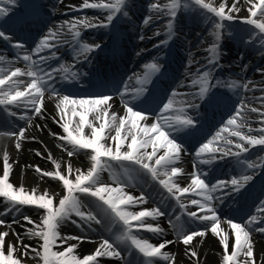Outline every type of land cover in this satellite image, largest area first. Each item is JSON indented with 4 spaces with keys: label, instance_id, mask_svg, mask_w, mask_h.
Wrapping results in <instances>:
<instances>
[{
    "label": "snow or ice",
    "instance_id": "6c2138e0",
    "mask_svg": "<svg viewBox=\"0 0 264 264\" xmlns=\"http://www.w3.org/2000/svg\"><path fill=\"white\" fill-rule=\"evenodd\" d=\"M246 2H249V0H246ZM3 3L14 7L17 5L18 0H3ZM238 4L239 0H233L230 7L223 0L219 6H214L212 0H208V2L206 0H170V2L163 5L154 2L150 5V8L169 17L167 34L170 38L173 31L174 18L182 7L187 10L198 6L200 10H205V14H213L219 18L218 21H214L215 28L222 30L224 28L223 21H230L236 18L230 13L239 11ZM127 5L128 0H91V2L90 0H83V9L105 11L107 12L105 19L98 24L91 22V20H97V17L65 21L63 25L58 26L56 29H49L40 39L32 53H24L22 56L25 62L24 69L17 67L5 74V69L0 67V105H15L16 107L23 105L26 108L30 106L35 115L43 117L45 93H49L50 99L58 97V100L55 101V109L59 118L53 117V120L60 125L66 135L60 136L56 133H51V135L59 140L66 141L67 145L71 146L70 148H65L68 157L78 154L80 150H91L89 154L91 164L86 171L80 168L74 169L69 162L67 163L66 173L62 172L61 163L54 159L52 163L56 171L43 172L39 167L36 168V171L41 173L42 176H48L62 182V187L66 192L62 197L58 192L45 190L43 193H39L37 189H33L29 193L23 185L19 188L15 187L9 179L12 165L9 163V154L5 151L2 159V175H0V198H4L5 207L3 211H0V216L15 213L13 223H19L16 216H21L23 221L33 226L27 228L26 233L29 237L36 238L42 242L40 244L42 251L37 249H32V251L35 252L36 257L42 260L43 264H100L98 258L101 257L119 259L122 264H155L154 258H160L168 261L169 264H174V257L170 253L162 251L167 245L173 243L172 241L166 240L157 246L150 243L148 239L133 233L135 228L137 232L143 229L156 235H162L164 232L163 228L159 225L146 224L143 218L150 216L151 219L155 220L165 215V213L159 208H154L150 211H130L127 207L130 204L147 203L145 196L134 197L126 194L118 182L116 187H110L101 181V173L110 171L112 168V165L107 161L128 162L127 164H121L125 173L134 172L137 175H142L146 178L150 177L151 180L157 181L163 189L167 190L170 196L175 198L181 209H187L188 207L181 200V196L186 193H192L200 197L199 200H190L192 205L197 206L199 213L192 211L186 214L194 223L203 225V227L198 226L195 230L188 233L185 232L182 223L172 225L178 232V240L184 245H190L194 238H203L208 232H211L212 235L219 237V243L223 247L224 264H257L251 235L253 232L264 233V199L260 200L256 209L261 215H251L241 223L231 219H223L218 214L216 201L219 200L222 203L223 200L221 197L214 196V193L221 192L229 197L242 195L241 190L254 180L255 170H264V158H258L257 161L242 156V154L248 153L252 147L260 146L264 150V127L253 129L248 122L247 114L241 113L238 107L235 110L236 115L231 116L227 120L226 124L212 140L203 143L195 152V156L198 158L199 164L203 165H210L217 160V153L220 154V159L227 156L234 157L236 163L240 166V175L231 178L229 181L220 180L210 185L206 180L208 173L199 170L194 164L193 172L188 174L190 184L187 187H181L174 179L183 172L181 168L175 165L180 161L181 153L184 151L182 144L184 137L173 135V133L187 131L188 135H193V130L196 126L195 120L187 115L183 105L188 103V107L193 109H199L200 107L196 103L177 101L175 97L177 95H190L193 98H199L201 101L207 98L209 105L213 103L214 97L208 95V82L214 66L218 64L220 31L214 33L217 42L206 49L209 55L206 58L207 64L204 70L202 71L200 67H197L195 73H186L190 78L187 87L195 88L199 86V91L177 93L173 90L166 103L162 105L157 103L156 97L148 91L147 85L152 83L153 76L162 72L163 66L153 61L144 66L146 71L143 76H136V83L140 87L129 89L127 84H125L124 91L120 92L125 112L119 118L115 112L110 114V109L112 108L109 103L112 100L111 95L101 93L88 98L71 97L62 93L52 83L56 81L55 73L57 72L62 73V80L68 81H78L79 77L83 75L82 73L72 71L65 65L51 69H44L40 66L41 62H47L51 58L59 59L53 49L61 42L65 26L68 32L72 34L74 40L72 45L75 52L74 60L79 63L80 58L83 57V60L87 61L89 55L98 50L101 45H90L80 41V28H107L118 14L129 15ZM226 8H228L227 11ZM11 11L12 8L0 6V21H3L5 16L10 14ZM248 11L252 18H245L244 22L254 26L260 33H264V0H258V2L252 0ZM258 14L261 18L259 21L253 19ZM151 18V16L146 18L144 23L147 24ZM10 22L24 24L27 21L24 17H17ZM155 35L158 36L160 33L157 32ZM0 39L11 41V37L2 28H0ZM140 39L143 40L144 37L141 36ZM261 39H264V37H261ZM166 42L161 41L160 44L162 45ZM156 46L159 47L160 45ZM13 47L20 49L23 45L15 43ZM45 51H48L49 55L40 56L39 61L33 59V55L39 56L40 53ZM194 63H198V61L190 59L188 66L191 67ZM72 67L74 68L75 64ZM24 76L28 77L29 80L21 81L19 79ZM129 79L132 78L130 77ZM216 83L218 85L221 84L220 81ZM21 84H26L24 90H20ZM184 86L182 83L181 87ZM227 86L230 88L240 87L235 81ZM243 87L247 89L248 85L245 84ZM129 92L132 93L134 100L140 101L139 104L132 105L125 99L126 94ZM142 97L143 99H141ZM260 99L264 102V97ZM177 104L181 106L174 107ZM4 110L9 115H15V113L8 112L7 107ZM249 110L253 113H259L264 118V111L255 107H251ZM69 112L71 118L79 117L75 127L72 126L71 118L67 121L64 120V117ZM169 112L173 114L164 115V113ZM150 113L152 114L151 117ZM156 113L160 114L157 115ZM90 114L94 115V121L100 122L98 127L94 121L89 120ZM237 117H239V122ZM20 118L31 121L30 116H21ZM150 118H154L155 122L149 123ZM261 123L264 124V119L261 120ZM85 127L91 130L90 136L85 135ZM245 128H247V132L242 131ZM108 130H114L115 135H109ZM254 131H259L260 135L258 137L251 135ZM25 132L26 129L21 127L18 131L0 132V136H15V148L19 150L21 141L28 139ZM221 133H227V135L222 136ZM129 137L131 139L127 143V151H122ZM230 137H236L237 140L233 141ZM32 139H35V137H32ZM108 140H111L115 147L107 144L106 141ZM220 140H223L222 144L217 143ZM214 143L217 146H211ZM61 147H64V145H61ZM233 147L237 151H233ZM148 148H151L152 151L148 152ZM161 149H163V154L157 156L158 151ZM36 155L41 156V153L37 151ZM48 158L52 159L50 153ZM73 174H75V179H69L68 177ZM161 177L165 179H161ZM77 193L94 198L88 203L94 205L97 211L84 210L87 205ZM54 199L58 200L56 206H54ZM25 206H35L37 209H43L44 212L39 216V220H33L30 216L21 215L22 208ZM73 215L78 217L79 220L72 219ZM176 220L179 222L180 217L177 216ZM65 221H71L81 231L85 230V226L87 229L95 230L93 229V224L103 226L108 222L118 227L119 234L115 235L114 241L103 239L93 254H88L81 258L76 254L75 250L78 244L83 243L86 238L75 235L62 236L59 228ZM133 221L137 223L133 224ZM222 222L229 226L230 233L221 228ZM5 223L6 221L0 220V225ZM256 225L261 226L256 227ZM8 227H11V225H8ZM14 234L19 243H22L20 241V233ZM230 234L234 241L229 252ZM9 235V231L0 232V264H22L21 259L14 255L19 252L18 244L6 241ZM69 241H77L78 243L70 244ZM63 245H67L63 251H53L54 247H62ZM119 245L124 246L127 258L125 253L119 250ZM23 247L25 254H27L28 246L24 245ZM186 251L190 252L192 257H197L198 255L195 247L186 248Z\"/></svg>",
    "mask_w": 264,
    "mask_h": 264
},
{
    "label": "bare ground",
    "instance_id": "6f19581e",
    "mask_svg": "<svg viewBox=\"0 0 264 264\" xmlns=\"http://www.w3.org/2000/svg\"><path fill=\"white\" fill-rule=\"evenodd\" d=\"M136 1H138V0H136ZM166 1L167 0H154V2L159 4V5H162ZM81 2L83 3V0H62V2H61V0H59V6L57 5L55 7V11H56L58 16L55 18L56 20L53 21L54 23L51 24L50 29H56L58 26L63 25L65 23V21H72L73 18H71L69 16L62 15L60 13H64L67 10L78 7L79 3H81ZM90 2H91V0H90ZM206 2H208V0H206ZM212 2L214 3V6H219V4L222 2V0H212ZM223 2H225L227 4V6L230 7L231 4L233 3V0H223ZM256 2H258V0H256ZM128 3H129V0H128ZM251 3H252V0H249V2H246V0H239V4L237 5L239 8V11L232 12L230 14L233 15L234 17L237 16L236 18H238V17L239 18H252V17H250V13L248 11V9L251 7ZM70 6H74V7H70ZM56 8H57V10H56ZM227 10H228V8H226V11ZM98 12L101 13L99 10H98ZM204 16H205V14H204ZM205 17L207 19L211 20L210 24L212 25V27L210 28V29H212V32L209 33V30H210L209 29L207 31L208 34L206 35V38L215 39L214 33L216 31H220V33H221L220 41H222V47H224L228 43V42H226V40L229 36H227V35L224 36L222 33V30H217L215 28L214 21H218L219 18L215 17L213 14H207ZM253 19H259L260 20L261 18L258 14L257 17H255ZM227 23H230V22L223 21L224 28H229V25ZM66 31H68V29L65 26V28L63 30V35L61 37H65ZM234 37H235L234 40L236 42V38H238V37H236V33L234 34ZM230 42L231 41H229V43ZM238 42L242 45V42H240L239 40H238ZM19 60H21V57H19ZM234 68L236 69V67H234ZM188 71H189V69H188V67H186L185 73H187ZM255 77H256V83L259 80H262V78H263L261 85H262V89L264 90V73L261 71L256 72ZM37 126H39V127H37ZM26 131H27L28 140L24 144V148L28 149V150H35V151H39V152L44 153L45 148L53 145L57 141L55 136L51 135V133L57 134V132L53 128H51L42 119L33 118L31 120L30 124L28 125ZM32 137H35V139H32ZM5 149L7 150V152L10 155L9 163L12 165V171H11L12 181H11V183L17 188H19L21 185H23L28 190L29 193H31L33 189H37L39 193H43L45 190H48L49 192H58L61 197L63 195H65V190L63 189L62 183L60 181H58L57 183H52L53 178L48 177V176H42L41 173H38L36 171L37 167H39L43 172H47V171H53L54 172V171H56L55 166L52 163L53 159L56 161H59L61 163V171L65 172V173H66L67 163H69V162L72 164L74 169L80 168V169L85 171L87 168L86 165L77 163L74 159L66 158L65 152L59 146L54 147L51 151L48 152V155L50 153L53 158L52 159L48 158L46 160L41 159L39 156H36V158H37L36 159L30 152L26 151L25 149L22 152L18 153L14 150V148L11 145H4L3 142L0 141V154H3ZM77 157H78V159H82L81 156H77ZM1 160H2V157L0 156V175H2V161ZM37 160H38V162H37ZM73 175L75 176V174H73ZM56 202H58V200L54 199V205L56 204ZM43 212H44L43 209H37L34 206V212H33V214L30 215V217L33 220H39V216ZM20 222L22 224L26 225L27 228L33 227L32 225H28L25 221H23V219H21ZM0 227H1V225H0ZM2 231H9V233H10V235L6 238L7 242H12V243L18 244L19 252L15 253L14 255L17 258L21 259L22 264H37V262L43 263L42 260L38 259V257L35 256V252L32 251V249L40 250L41 242H39L38 239L29 237L27 234L22 233L20 231L15 232L8 227H1L0 232H2ZM14 233H20V241H22V243H19V241L17 240V237L15 236ZM63 236H66V235H63ZM24 245L28 246L27 254H25V252H24V247H23ZM66 247L67 246H63L62 248H58L55 251H63ZM213 249H215L214 246L212 247L211 250H213ZM75 251H76V254L81 258H83L84 256H86L88 254H93L95 252V250L92 251L89 247H87L81 243H79V245ZM173 254L176 257H181L183 255V252H177V251L173 250ZM204 254H205L204 263H199L196 260H189L187 264H214L216 262L215 261L216 257L210 250H205Z\"/></svg>",
    "mask_w": 264,
    "mask_h": 264
}]
</instances>
